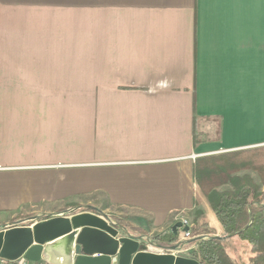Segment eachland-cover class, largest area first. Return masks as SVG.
I'll return each instance as SVG.
<instances>
[{
  "label": "crops",
  "instance_id": "1",
  "mask_svg": "<svg viewBox=\"0 0 264 264\" xmlns=\"http://www.w3.org/2000/svg\"><path fill=\"white\" fill-rule=\"evenodd\" d=\"M263 145L264 0H0V226L83 205L157 245L200 209L222 236L195 160Z\"/></svg>",
  "mask_w": 264,
  "mask_h": 264
},
{
  "label": "trees",
  "instance_id": "2",
  "mask_svg": "<svg viewBox=\"0 0 264 264\" xmlns=\"http://www.w3.org/2000/svg\"><path fill=\"white\" fill-rule=\"evenodd\" d=\"M196 123L195 118V127ZM246 168L259 172L260 179L264 182V147L208 155L195 160L193 165L195 181L209 203L222 237H225H211L216 234V230L209 227L207 222L198 224V217L202 215V211L195 210L196 217L190 227V233L200 236L188 256L201 264H264V190L260 188V182L250 175L237 173L238 170ZM220 185L228 187L219 190ZM65 209L66 207L59 212ZM81 210L87 209L82 207ZM34 216L36 215L21 214L13 221H24ZM48 217L50 216L44 215L41 219ZM111 222L126 228L129 234L148 235L147 229L139 223L118 217H113ZM233 237L248 244L251 255L247 262L240 258H232L228 254L225 242ZM154 239L155 244L170 247L179 241V234L167 231L156 235Z\"/></svg>",
  "mask_w": 264,
  "mask_h": 264
},
{
  "label": "water",
  "instance_id": "3",
  "mask_svg": "<svg viewBox=\"0 0 264 264\" xmlns=\"http://www.w3.org/2000/svg\"><path fill=\"white\" fill-rule=\"evenodd\" d=\"M77 209L70 207L46 219L34 216L27 219L28 224L0 228V257L15 260L23 255L32 262L49 264H201L171 252L148 251L141 238L130 235L99 210ZM181 226V222L172 225V232L176 234ZM188 228L185 225L182 230Z\"/></svg>",
  "mask_w": 264,
  "mask_h": 264
},
{
  "label": "rangeland",
  "instance_id": "4",
  "mask_svg": "<svg viewBox=\"0 0 264 264\" xmlns=\"http://www.w3.org/2000/svg\"><path fill=\"white\" fill-rule=\"evenodd\" d=\"M259 147H264V145L263 146H256V147H250V148H247V149H241V150H235V151H230V152H236V151H245V150H250V149H254V148H259ZM224 153H228V152H220V153H217V154H214V155H220V154H224ZM239 175H245V174H247V175H250L251 177H253L258 183L260 182V188L262 189V190H264V182H262L261 181V179H260V174H259V172H257L256 170H254V169H249V168H246V169H240V170H238V172H237ZM228 187V185H220V186H218V189L219 190H222V189H225V188H227ZM197 188L199 189V187H198V185H197ZM199 191H200V193L202 194V192H201V190L199 189ZM203 195V194H202ZM204 196V195H203ZM205 197V196H204ZM206 199V198H205ZM75 206V205H74ZM66 207V206H65ZM65 207H63V208H65ZM76 207H78V209H77V212H79L80 211V209L83 207H85V206H83V205H77ZM63 208H61V209H63ZM61 209H58L57 211H55L56 213H59V211L61 210ZM66 209H67V207H66ZM65 209V210H66ZM88 210V209H87ZM195 210H197V209H195ZM195 210H194V216L190 219L189 217H186V219L188 220V221H190L191 223H192V221L191 220H193V223H194V219H195V217H196V215H195ZM200 210V209H199ZM82 211V210H81ZM85 211V210H84ZM30 214H34V215H36V216H38V218H42V216H44V215H47V216H50L49 214H36V213H30ZM28 215V214H27ZM113 217H118V218H121V219H123V220H129V219H127V218H124V217H120V216H113ZM113 217L111 218V219H113ZM199 217H201V216H199ZM198 217V218H199ZM206 222H211V221H213L212 220V218L209 216V217H207L206 218ZM111 221V220H110ZM14 221H11V220H8L7 221V224H9V223H13ZM134 223H137V222H135V221H133ZM204 221L200 218V219H198V224H201V223H203ZM26 223H29L27 220H24L23 221V224H26ZM193 223H192V225H193ZM115 224H117L116 222H115ZM118 225V224H117ZM119 226V225H118ZM142 226V225H141ZM142 227H146V226H142ZM123 228V227H122ZM125 230H126V232L127 233H129L128 231H127V229L126 228H124ZM148 231V230H147ZM131 235V234H130ZM215 235H217V234H214V236ZM193 236H200L199 234L198 235H193ZM226 250H227V252H228V254L232 257V258H240L243 262H247V259H248V257L251 255V253H250V250H249V246H248V244L246 243V242H243L242 240H240V239H238V238H230L229 240H227L226 242Z\"/></svg>",
  "mask_w": 264,
  "mask_h": 264
},
{
  "label": "built area",
  "instance_id": "5",
  "mask_svg": "<svg viewBox=\"0 0 264 264\" xmlns=\"http://www.w3.org/2000/svg\"><path fill=\"white\" fill-rule=\"evenodd\" d=\"M181 223L183 226L186 225L189 228L186 231L182 230L181 234L179 235V241L175 244L176 247L174 249H169L167 247H162L159 245H153L152 243H146L147 250L151 252H155V253L171 252L175 255H181V256L187 254L192 248H194L195 246L194 240H196L199 236L195 237L190 233V227L192 226V223L188 221L186 218H182ZM21 224H23V221L9 223V224L0 226V228H9V227L17 226ZM189 243H191V245ZM185 244H188V245L185 247ZM0 264H49V263L42 261V260H39L37 262H32L24 258V256L22 255L15 260H7V259L0 257Z\"/></svg>",
  "mask_w": 264,
  "mask_h": 264
}]
</instances>
